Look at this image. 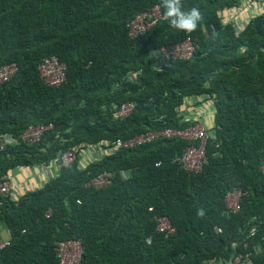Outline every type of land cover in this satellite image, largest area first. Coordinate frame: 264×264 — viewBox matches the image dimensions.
I'll use <instances>...</instances> for the list:
<instances>
[{
  "label": "trees",
  "instance_id": "16d2710c",
  "mask_svg": "<svg viewBox=\"0 0 264 264\" xmlns=\"http://www.w3.org/2000/svg\"><path fill=\"white\" fill-rule=\"evenodd\" d=\"M182 3L204 16L190 33L170 26L161 0H0V66L19 67L0 85V137L53 124L38 141L0 152V182L74 146L188 126L209 115L206 104L215 135L200 172L174 161L198 142L160 137L92 161L78 156L41 187L0 194V224L10 237L0 264H59L57 241L71 238L83 245L77 264L229 262L244 243L251 264H264V12L238 30L221 13L242 0ZM156 4L163 14L157 25L131 37L128 21ZM188 36L196 46L190 58L155 67L153 51ZM53 55L66 64L59 86L39 71ZM127 101L133 110L118 116ZM189 111L197 113L184 120ZM105 170L116 173L112 183L92 186ZM236 188L240 210L226 212ZM161 216L176 228L169 237L157 231Z\"/></svg>",
  "mask_w": 264,
  "mask_h": 264
},
{
  "label": "built area",
  "instance_id": "2783aa9c",
  "mask_svg": "<svg viewBox=\"0 0 264 264\" xmlns=\"http://www.w3.org/2000/svg\"><path fill=\"white\" fill-rule=\"evenodd\" d=\"M264 12V0H242V3L230 9L223 10L221 13L222 20L225 24L229 22L234 23L238 30L246 27L249 20ZM163 16L161 7L156 4L150 9L136 14L128 21L129 34L131 37L139 36L149 31L157 25L159 19ZM194 40L188 36L182 43L170 46H162L159 50L153 51L156 61L154 63L156 68H161L163 64H168L171 59H188L192 56L195 50ZM18 65L15 62L6 63L0 66V85L9 81L17 72ZM39 71L44 82L51 86H59L66 79V64L53 55L45 58L39 64ZM140 71V70H139ZM141 72V71H140ZM138 75L137 71L129 73L130 79H135ZM195 102L198 98L194 99ZM133 110V103L127 101L123 103L118 109L117 115L126 117ZM194 111L186 112L183 115L184 120L192 119ZM53 127L49 124H31L18 137L11 134H5L0 137V152L8 145L18 142L34 143L38 141L43 133ZM160 137L164 138H180L188 141H195L198 144H189L182 154H179L174 161L181 165L187 171L200 172L204 164L207 162V142L210 138H214L213 124L208 126L206 118H203V112L194 120L193 124L185 127H170L163 130H150L139 133L133 137L125 140L106 141L104 145L91 144L87 149L89 152L96 151L100 148L102 154H110L119 148L136 147L142 144L152 142ZM216 146H219L216 143ZM84 149H80L79 145L65 151L60 157L52 160L48 164H40L42 169L48 172L49 178L54 177L59 173V170L67 165L73 164L78 156L84 155ZM38 169V167H35ZM264 168V167H263ZM113 171H103L99 173L92 181L91 185L96 188H101L110 185L114 176ZM26 188L22 184H18L14 179L8 178L0 182V194L19 193L25 191ZM241 190L235 189L226 197V212H238L240 210ZM51 210L47 211V216H50ZM157 231L169 237L175 233L176 228L170 221L169 217H157ZM217 233L222 232V228L215 226ZM10 244L9 238H2L0 236V250ZM245 251L239 252L231 261L222 259L207 260L205 264H251V252L247 250L248 243H244ZM56 252L59 258V264H77L81 261L83 254V245L79 239H66L57 241Z\"/></svg>",
  "mask_w": 264,
  "mask_h": 264
},
{
  "label": "clouds",
  "instance_id": "9594fccd",
  "mask_svg": "<svg viewBox=\"0 0 264 264\" xmlns=\"http://www.w3.org/2000/svg\"><path fill=\"white\" fill-rule=\"evenodd\" d=\"M161 6L164 9V18L169 21L170 26L173 28H176L178 30H181V31H186L189 33L195 31L197 29L199 23L204 19V16L198 7H192L188 10H185L183 3H182V0H161ZM177 59H181V58H177ZM171 60H175V59H171ZM169 64H170V62L168 64H166L165 66H167ZM128 78H129V76H128ZM211 112H212V109H211ZM90 145L91 144H88L83 148L85 154L80 155V156H82L83 160H85L86 162L92 161L94 158H98L99 155H105V154H102L100 152V148L96 151L89 152L87 149L89 148ZM94 145L100 146L99 144H94ZM129 148H131V147H129ZM117 150H115V151H117ZM114 152H112V153H114ZM112 153H110V154H112ZM106 155H109V154H106ZM35 166H37V165H35ZM198 215H200V216L204 215L203 209L198 211Z\"/></svg>",
  "mask_w": 264,
  "mask_h": 264
},
{
  "label": "crops",
  "instance_id": "0c3cea01",
  "mask_svg": "<svg viewBox=\"0 0 264 264\" xmlns=\"http://www.w3.org/2000/svg\"><path fill=\"white\" fill-rule=\"evenodd\" d=\"M206 105L208 109V106L210 105ZM213 122L211 108H209V115L206 119V123L208 126H211ZM35 167H38V169ZM9 177L14 179V181H16L18 184H22V186H24L27 190L41 187L46 183V181L50 179L48 172L42 169L41 166L19 167L15 170H12Z\"/></svg>",
  "mask_w": 264,
  "mask_h": 264
},
{
  "label": "rangeland",
  "instance_id": "374dc122",
  "mask_svg": "<svg viewBox=\"0 0 264 264\" xmlns=\"http://www.w3.org/2000/svg\"><path fill=\"white\" fill-rule=\"evenodd\" d=\"M208 107H210V106H208ZM208 112H209V111H208ZM205 116H206V118H207L208 115H205ZM0 235H1L4 239H6V238L9 237V232H8L7 228L5 227V225L0 224Z\"/></svg>",
  "mask_w": 264,
  "mask_h": 264
}]
</instances>
